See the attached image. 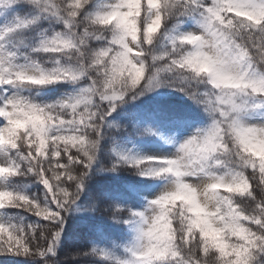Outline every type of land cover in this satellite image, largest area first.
<instances>
[{
  "label": "snow or ice",
  "instance_id": "obj_1",
  "mask_svg": "<svg viewBox=\"0 0 264 264\" xmlns=\"http://www.w3.org/2000/svg\"><path fill=\"white\" fill-rule=\"evenodd\" d=\"M0 264H264V0H0Z\"/></svg>",
  "mask_w": 264,
  "mask_h": 264
},
{
  "label": "trees",
  "instance_id": "obj_2",
  "mask_svg": "<svg viewBox=\"0 0 264 264\" xmlns=\"http://www.w3.org/2000/svg\"><path fill=\"white\" fill-rule=\"evenodd\" d=\"M101 182H105L107 178L105 177H99L98 178ZM129 179H136V178H129ZM73 237H72V244L74 246H80L84 243H86L87 237L82 232V230L75 224H72L71 226Z\"/></svg>",
  "mask_w": 264,
  "mask_h": 264
}]
</instances>
